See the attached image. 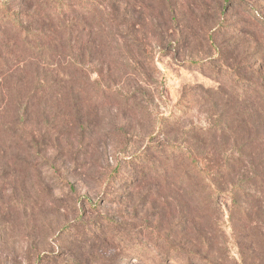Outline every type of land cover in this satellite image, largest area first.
<instances>
[{"label": "rangeland", "instance_id": "1", "mask_svg": "<svg viewBox=\"0 0 264 264\" xmlns=\"http://www.w3.org/2000/svg\"><path fill=\"white\" fill-rule=\"evenodd\" d=\"M107 3L108 13L125 6V0ZM245 6L264 18V0H130L127 39L124 29L93 31L101 53L80 62L83 91L25 117L23 135L33 146L24 142L0 162V264H110L100 257L113 253L116 264H136L123 244L80 243L70 235L94 219L91 203L114 223L189 244L214 263L264 264V224L251 237L249 229L239 236L223 197L208 219L188 198L212 187L234 189L227 173L236 138L225 132L240 129L245 139L264 128L249 121L262 109L241 100L234 80L223 76L234 73L241 88L255 91L252 97L264 79L263 26ZM156 145L180 154L181 173L191 168L186 190L177 182L178 167L174 178H140L136 162L146 156L157 162Z\"/></svg>", "mask_w": 264, "mask_h": 264}, {"label": "trees", "instance_id": "2", "mask_svg": "<svg viewBox=\"0 0 264 264\" xmlns=\"http://www.w3.org/2000/svg\"><path fill=\"white\" fill-rule=\"evenodd\" d=\"M107 2L0 0V162L8 159L6 157L12 149L22 148L24 142L28 148L33 146L31 136L23 135L21 126L25 125V117L40 110H50L63 101V96H74L83 91L85 87L80 78L87 74L80 68V62L88 54L101 53L100 43L91 36L93 31L114 33L116 28L118 31L124 29L126 39L130 35V0H125L122 9L114 5L109 13L105 12ZM241 9L261 23L264 30V18L257 13L256 7L245 6ZM223 76L234 80V89H240L241 100L247 104L253 101L257 104L256 108L262 109L250 113L249 121L264 124V79L257 87L256 96L252 97L255 91L241 88L244 81L234 73ZM73 79L77 82L75 86ZM248 86H253V83ZM8 116L12 117L10 121H7ZM217 131L214 130L213 134ZM240 132L237 128L228 131L230 134L225 132V138H236L233 161H229L232 170L227 173L237 182L234 189L218 193L219 188L212 187L211 193L188 198L198 206L199 217L208 219L218 212V197H223V203L229 208L232 228L238 230L239 236H243L241 231L249 229L248 237H251V234H256L258 224H264V213L259 210L260 198H264V128L248 131V138L245 139ZM251 135L254 136L249 138ZM151 150V153L158 155L157 162L148 156L142 157L141 163L136 162L140 178H163L166 174L174 178L176 175H170L171 171L178 167L177 182L181 191L186 190L191 168H185L181 173L183 164L177 161L182 158L180 154L161 145ZM12 158L8 161L14 162ZM208 204H213V207L208 209ZM88 209L90 214H94V219L69 229L77 242L86 243L102 238L105 244L110 242L116 248L123 244L130 254V263L136 264H219L212 262L205 252L189 247V244L176 246L165 239L160 240L145 227L132 225L125 228L114 223L101 215L93 203L88 205ZM117 257L118 253H113L110 257L101 256L100 260L116 264ZM126 258L129 259V255Z\"/></svg>", "mask_w": 264, "mask_h": 264}]
</instances>
